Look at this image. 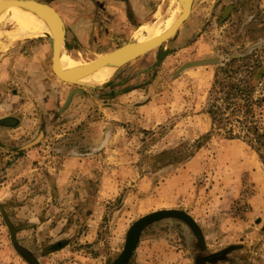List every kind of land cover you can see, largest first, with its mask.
<instances>
[{
  "label": "rangeland",
  "instance_id": "obj_1",
  "mask_svg": "<svg viewBox=\"0 0 264 264\" xmlns=\"http://www.w3.org/2000/svg\"><path fill=\"white\" fill-rule=\"evenodd\" d=\"M176 9L175 0H160L142 26ZM139 28L128 40L98 39L81 58L134 43ZM15 30L13 23L3 25L0 39ZM248 50L249 60L264 65V0H193L189 18L171 40L117 67L102 84L117 94L134 87L142 93L134 117L109 115L98 99L81 101L75 123L61 127L73 131L85 151L99 148L91 172L44 183L50 199L29 205L11 196L13 155L0 151V184L6 189L0 186V264H115L130 228L158 211L175 214L142 228L126 264H264V166L243 141L208 135L205 112L213 60L228 62ZM160 51L168 53L158 61Z\"/></svg>",
  "mask_w": 264,
  "mask_h": 264
},
{
  "label": "crops",
  "instance_id": "obj_2",
  "mask_svg": "<svg viewBox=\"0 0 264 264\" xmlns=\"http://www.w3.org/2000/svg\"><path fill=\"white\" fill-rule=\"evenodd\" d=\"M159 4L160 0H55L53 7L61 16L65 30L61 49L73 60H86L81 58L82 54L93 49L100 38L105 41L119 36L128 40V33L142 26V19ZM5 42L0 39V151L13 155L11 173L16 180L9 182L11 196L22 197L29 205L31 201L37 204L41 199H50L44 183L57 182L60 177L65 179L78 172H91L89 163L99 148L95 150L91 145L88 149L92 152L85 151L73 131L61 128L67 126V121L75 123V117L82 111L76 104L98 99L109 115L115 112L134 117V112L142 107V93L134 87L122 88L117 94L110 85L74 90L52 72L49 38L39 36L11 45ZM138 78L130 83L138 82ZM100 123L89 124L100 127ZM90 131L86 130L88 135H92ZM81 134L85 135V131ZM46 149L51 154H44ZM46 161L49 163L44 164ZM61 163L66 170L61 168ZM3 185L0 184L1 190L5 191ZM57 186L61 191L67 189Z\"/></svg>",
  "mask_w": 264,
  "mask_h": 264
},
{
  "label": "trees",
  "instance_id": "obj_3",
  "mask_svg": "<svg viewBox=\"0 0 264 264\" xmlns=\"http://www.w3.org/2000/svg\"><path fill=\"white\" fill-rule=\"evenodd\" d=\"M248 52L234 54L228 62L213 60L216 67L205 108L211 122L208 135L216 132L243 141L264 166V65L249 60ZM19 252L24 256L23 249Z\"/></svg>",
  "mask_w": 264,
  "mask_h": 264
},
{
  "label": "water",
  "instance_id": "obj_4",
  "mask_svg": "<svg viewBox=\"0 0 264 264\" xmlns=\"http://www.w3.org/2000/svg\"><path fill=\"white\" fill-rule=\"evenodd\" d=\"M54 0H0V14L10 10L14 6H25L34 11L46 27L45 34L51 43L50 65L53 74L62 82L69 84L85 85L95 87L91 84H85L77 79V74L83 69H89L111 63L123 66L135 59L146 56L158 49L171 40L178 30L189 18L192 9L193 0H175L177 10V20L172 28L161 38L144 46H133V43H127L117 47L109 52L99 54L86 60H64L61 51V42L65 40L64 23L61 16L52 6ZM168 51H160L158 61L163 58ZM173 211H158L146 215L135 222L130 228L125 247L115 264H126L129 260L135 246L139 240L141 230L145 224L166 215H173ZM185 216V215H184ZM186 220L187 216L184 217ZM193 224V222H192Z\"/></svg>",
  "mask_w": 264,
  "mask_h": 264
},
{
  "label": "bare ground",
  "instance_id": "obj_5",
  "mask_svg": "<svg viewBox=\"0 0 264 264\" xmlns=\"http://www.w3.org/2000/svg\"><path fill=\"white\" fill-rule=\"evenodd\" d=\"M176 20L177 10L163 21H158L149 26H140L137 30L138 34H136L137 40L133 43V46H144L155 42L169 32ZM7 23H13L16 30L5 34L6 45H11L29 38L43 36L46 31V27L40 20L39 16L25 6H14L10 10L1 13L0 30L3 25ZM162 23H164L163 26ZM61 50L64 55V60H71V58L65 53L64 49ZM116 68L117 65L107 63L105 65L83 69L78 72L77 79L85 84H91L94 86L102 85L113 75Z\"/></svg>",
  "mask_w": 264,
  "mask_h": 264
},
{
  "label": "flooded vegetation",
  "instance_id": "obj_6",
  "mask_svg": "<svg viewBox=\"0 0 264 264\" xmlns=\"http://www.w3.org/2000/svg\"><path fill=\"white\" fill-rule=\"evenodd\" d=\"M188 222H189V221H188ZM189 224H191V225H192V227L194 226L193 228H196V227H195V225H194V224H192L191 222H190ZM145 225H146V224H145ZM145 225H144V226H145Z\"/></svg>",
  "mask_w": 264,
  "mask_h": 264
}]
</instances>
